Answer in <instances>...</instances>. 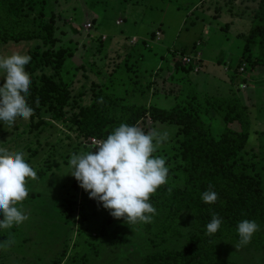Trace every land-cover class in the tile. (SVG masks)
I'll return each instance as SVG.
<instances>
[{
    "label": "rangeland",
    "instance_id": "obj_1",
    "mask_svg": "<svg viewBox=\"0 0 264 264\" xmlns=\"http://www.w3.org/2000/svg\"><path fill=\"white\" fill-rule=\"evenodd\" d=\"M174 3L162 0H39L36 3L37 13L53 18L56 24L55 50L70 53L65 69H69L66 80L72 100L64 120H53L44 108L39 118L0 124V147L9 152L23 151L37 173L35 179L27 180L26 200L17 204L28 220L11 229H0V264H143L158 244L170 248L183 241L167 232L165 241L160 243L156 239L158 244L152 245V233L158 230L161 221L152 220V226H148L115 219L89 199L71 175H63L68 170L71 153L91 150L84 145L90 137L81 138L72 120L81 107L91 103L98 71L109 74L121 68L138 74L143 87L130 97L127 89L130 104L145 107L156 104L169 109L181 102L194 114L208 117L214 133H220L225 123L207 97L218 96L217 93L226 96L228 88L221 86L224 82L232 83L230 91L249 114L248 152L256 156L264 148L261 147L264 85L254 82L242 90L244 77L238 75L232 80L229 69L232 59L241 55L244 45L241 34L249 32L258 0H174ZM89 24L91 28L87 29ZM37 46H43L38 39L0 43V54L29 55ZM139 46L142 47L138 50ZM152 48L165 51L163 58L161 53L151 54ZM196 48L202 53L201 65H205L201 72H190L181 66L175 70L173 65ZM46 72L54 74L51 68ZM256 78H259L257 73ZM147 85L149 92L143 93ZM138 127L145 132L167 133V140L158 146L155 155L164 157L168 165L175 153L177 129L161 124L154 127L149 120L140 121ZM230 127L241 131L238 122ZM168 166L170 171L172 165ZM191 223L188 214H181L177 232L189 233ZM236 245L223 243V257L236 264H264L263 251Z\"/></svg>",
    "mask_w": 264,
    "mask_h": 264
},
{
    "label": "trees",
    "instance_id": "obj_2",
    "mask_svg": "<svg viewBox=\"0 0 264 264\" xmlns=\"http://www.w3.org/2000/svg\"><path fill=\"white\" fill-rule=\"evenodd\" d=\"M38 1L0 0V43L33 39L42 42L43 46L29 52L31 63L26 71L30 74L32 85L27 103L33 108L32 118L41 117L45 108L53 120L59 121L65 119L66 109L72 100L67 81L69 69H65L70 53L55 50L58 43L56 24L53 18L47 19L37 13ZM162 1L175 4L174 0ZM241 37L244 40L241 55L232 59L229 66L232 80L239 75L244 77L242 85L250 86L254 82L264 85V0H258L253 24L249 32L241 34ZM152 49L151 54L157 56L161 53L163 58L165 51ZM173 66L177 71L181 66L194 72V65L184 67L177 61ZM47 68H51L54 74L46 72ZM74 70L70 72L71 76L75 75ZM119 70L109 74L98 71L91 103L81 107L72 121L81 138L99 140H104L120 123L138 127L140 121L149 120L154 127L161 124L177 129V144L168 164L172 166L167 182L150 195V203L156 209L153 220L161 221L155 233L150 229L154 234V239L150 241L155 246L158 244L156 239L162 243L167 239V232L183 241L170 248L158 244L145 257L143 264H236L223 257L221 246L223 243L238 244L236 225L243 219L255 220L259 230L247 245L240 247L264 252V148L256 156L248 152L251 130L249 114L243 103L232 91L222 97H207L210 106L225 123L220 133H214L208 117L194 114L181 102L177 101L169 109H162L156 104L149 107L130 104L128 97L143 87L138 82L141 79L138 74ZM122 72L128 74L124 76ZM149 88L150 85H147L143 93L149 92ZM235 122L240 123L241 131L230 127ZM210 186L218 199L215 203L206 204L201 200V193L209 190ZM212 213L218 214L223 223L217 233L208 235L205 225L210 222ZM181 214H188L192 219L187 234L177 232Z\"/></svg>",
    "mask_w": 264,
    "mask_h": 264
},
{
    "label": "clouds",
    "instance_id": "obj_3",
    "mask_svg": "<svg viewBox=\"0 0 264 264\" xmlns=\"http://www.w3.org/2000/svg\"><path fill=\"white\" fill-rule=\"evenodd\" d=\"M31 56L12 52L0 54V124L28 120L33 108L27 103L32 85L26 71ZM167 140V133L145 132L136 125L120 123L106 138L89 151L70 154L67 171L78 186L115 219L129 223L150 224L156 215L150 195L167 182L169 166L164 157L155 155L158 146ZM36 170L25 159L23 151L9 152L0 147V229H11L28 220L16 205L28 196L27 180L36 178ZM217 193L205 190L201 200L215 203ZM223 219L216 213L205 225L206 234L220 229ZM259 230L255 220L237 222L238 244L247 245ZM14 243V241H9Z\"/></svg>",
    "mask_w": 264,
    "mask_h": 264
},
{
    "label": "built area",
    "instance_id": "obj_4",
    "mask_svg": "<svg viewBox=\"0 0 264 264\" xmlns=\"http://www.w3.org/2000/svg\"><path fill=\"white\" fill-rule=\"evenodd\" d=\"M87 29L91 28V25L89 24L88 26H86ZM135 40V39H134ZM199 45V44H198ZM201 56L202 53L201 51L198 50V48H196V50L194 51V53L190 54V55H185L184 57H182L181 60V64L184 67H189L194 65V72L198 73L201 70ZM243 69H241L242 71ZM248 86L246 84H243L241 86V89L244 90L245 88H247ZM100 141L97 138L94 137H90L88 139H86L85 141V146L88 148H93L96 144H98Z\"/></svg>",
    "mask_w": 264,
    "mask_h": 264
},
{
    "label": "crops",
    "instance_id": "obj_5",
    "mask_svg": "<svg viewBox=\"0 0 264 264\" xmlns=\"http://www.w3.org/2000/svg\"><path fill=\"white\" fill-rule=\"evenodd\" d=\"M232 25H233V23H232ZM203 66H205L204 64H202ZM203 66H202V69H203ZM201 69V70H202ZM201 72V71H200ZM255 84V83H254ZM230 85H232V83L230 84ZM230 85L229 84H227V83H225L224 82V85H222L221 87H223V86H225V88L227 89L228 88V92L227 93H229V91L231 90V87H230ZM250 86H251V83L249 84ZM253 85V84H252ZM254 86H256V85H254ZM216 95H222V96H224L225 94L223 93V94H221V93H217Z\"/></svg>",
    "mask_w": 264,
    "mask_h": 264
}]
</instances>
